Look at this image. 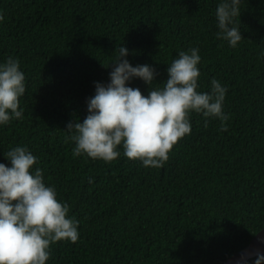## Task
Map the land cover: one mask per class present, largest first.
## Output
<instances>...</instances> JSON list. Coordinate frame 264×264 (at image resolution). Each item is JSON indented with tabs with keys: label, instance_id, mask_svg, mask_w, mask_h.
I'll use <instances>...</instances> for the list:
<instances>
[{
	"label": "trees",
	"instance_id": "16d2710c",
	"mask_svg": "<svg viewBox=\"0 0 264 264\" xmlns=\"http://www.w3.org/2000/svg\"><path fill=\"white\" fill-rule=\"evenodd\" d=\"M217 4L0 0V62L18 58L26 78L23 119L0 127V163L27 146L80 222L78 241L52 244L46 264H226L264 229V0H241L235 48L216 37ZM123 45L133 66L156 69L157 83L180 51L199 48L198 91L213 78L227 86V131L192 112L191 133L159 169L122 148L111 162L75 157L67 125L83 122ZM130 86L148 93L139 79Z\"/></svg>",
	"mask_w": 264,
	"mask_h": 264
},
{
	"label": "clouds",
	"instance_id": "9594fccd",
	"mask_svg": "<svg viewBox=\"0 0 264 264\" xmlns=\"http://www.w3.org/2000/svg\"><path fill=\"white\" fill-rule=\"evenodd\" d=\"M240 5L241 0H218L216 8V37L232 48L243 39L236 22ZM115 51L118 54L107 67L109 82H95L83 122L77 118L67 125L75 157L111 162L122 148L127 158L159 169L174 145L191 133L192 112L219 119L221 130L227 131L229 115L223 108L228 88L213 78L210 91H198L199 48L180 51L162 83L156 82L158 73L152 65L129 62L125 45ZM134 79L143 81L147 95L130 86ZM25 93L20 61L9 56L0 62V127L23 119L20 98ZM4 156L10 166L0 163V264H46L52 244L78 241L80 222L69 215L70 205L58 198L57 189L45 182L43 170L36 166L39 158L27 146H15ZM255 256L252 264H264V253L257 251ZM250 259V253L241 254L236 264H249Z\"/></svg>",
	"mask_w": 264,
	"mask_h": 264
},
{
	"label": "water",
	"instance_id": "95a60500",
	"mask_svg": "<svg viewBox=\"0 0 264 264\" xmlns=\"http://www.w3.org/2000/svg\"><path fill=\"white\" fill-rule=\"evenodd\" d=\"M257 251L264 253V229L254 237L247 248L235 254L226 264H236V261L240 259L241 254L245 253H250L251 259H254L256 258L255 253Z\"/></svg>",
	"mask_w": 264,
	"mask_h": 264
}]
</instances>
